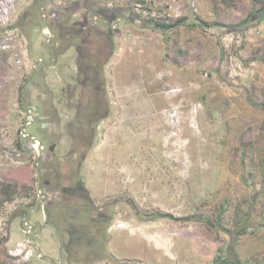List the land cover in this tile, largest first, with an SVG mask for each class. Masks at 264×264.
<instances>
[{
	"label": "rangeland",
	"instance_id": "obj_1",
	"mask_svg": "<svg viewBox=\"0 0 264 264\" xmlns=\"http://www.w3.org/2000/svg\"><path fill=\"white\" fill-rule=\"evenodd\" d=\"M253 104L264 0H0V264H264Z\"/></svg>",
	"mask_w": 264,
	"mask_h": 264
},
{
	"label": "trees",
	"instance_id": "obj_2",
	"mask_svg": "<svg viewBox=\"0 0 264 264\" xmlns=\"http://www.w3.org/2000/svg\"><path fill=\"white\" fill-rule=\"evenodd\" d=\"M64 23H65V21L62 22L61 27L64 26ZM155 27H156V28H159L160 30H165V29L173 28L174 26L166 25V24H155ZM253 105H254L255 107L264 108V104H262V105H259V104H253ZM221 211H222V210H221ZM157 215H158V217H164V218H169V219H171V220H178V221H183V222H185V221H190V220H191V218L176 219V218H174V217L171 216V215L160 214V213L157 214ZM220 215H221V212L219 213L218 217L216 218V221L218 222V224L220 223ZM204 222L207 223L208 226H210L208 221H204ZM245 227H246V226H242V227L238 230V233H244V232H245ZM216 260L219 262V264H226V263H228L227 261H229V262L232 261L231 263H233V264H242V263H240L239 260H237V259L235 258V256H233L230 252L228 253V260H219L218 258H217Z\"/></svg>",
	"mask_w": 264,
	"mask_h": 264
},
{
	"label": "bare ground",
	"instance_id": "obj_3",
	"mask_svg": "<svg viewBox=\"0 0 264 264\" xmlns=\"http://www.w3.org/2000/svg\"><path fill=\"white\" fill-rule=\"evenodd\" d=\"M154 133V132H153Z\"/></svg>",
	"mask_w": 264,
	"mask_h": 264
},
{
	"label": "flooded vegetation",
	"instance_id": "obj_4",
	"mask_svg": "<svg viewBox=\"0 0 264 264\" xmlns=\"http://www.w3.org/2000/svg\"><path fill=\"white\" fill-rule=\"evenodd\" d=\"M62 22V21H61Z\"/></svg>",
	"mask_w": 264,
	"mask_h": 264
}]
</instances>
